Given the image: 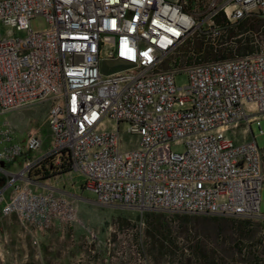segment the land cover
<instances>
[{"label": "built area", "instance_id": "built-area-1", "mask_svg": "<svg viewBox=\"0 0 264 264\" xmlns=\"http://www.w3.org/2000/svg\"><path fill=\"white\" fill-rule=\"evenodd\" d=\"M200 1L197 10L186 0H0V23L21 32L0 37V112L47 101L49 134L31 158L38 136L29 130L11 141L7 124L0 127V161L23 155L14 171L0 170V217L32 230L76 222L72 200L41 184L29 188L26 173L44 161L77 173L98 205L264 217V151L253 137L225 136L240 121L243 134L264 117V52L173 63L191 33L215 41L241 19H264V0ZM36 17L43 28L29 26ZM104 60L124 65L101 73ZM177 73L182 85L173 82ZM119 125L131 147H119Z\"/></svg>", "mask_w": 264, "mask_h": 264}, {"label": "rangeland", "instance_id": "rangeland-1", "mask_svg": "<svg viewBox=\"0 0 264 264\" xmlns=\"http://www.w3.org/2000/svg\"><path fill=\"white\" fill-rule=\"evenodd\" d=\"M198 2L197 10L200 9ZM248 31L258 39L257 50L264 52V19L254 16ZM32 29L44 27L41 17L29 21ZM7 31V33H6ZM0 23V37L19 35ZM215 41L203 40L191 33L178 48L175 56L179 63L198 60H212L219 56L214 50ZM211 46V49L208 47ZM227 56V54H224ZM123 63L104 60L98 63L101 73H108L123 67ZM175 85H182L185 76L181 73L173 77ZM47 101H39L19 108L0 112V127L6 123L10 128L11 141H20L27 131L34 132L39 140L40 150L49 143L45 125ZM110 124L104 128L109 129ZM120 148L133 144V137L118 126ZM244 121L226 130L225 136L239 142L254 139L257 147L264 151V117L257 116L247 125ZM171 151L182 150L181 144H170ZM23 155L11 161H0V170L9 172L19 167ZM48 161L29 168L26 176L30 179V189L49 187L72 200L75 206L76 222L54 224L45 230L21 228L10 215L0 217V264H86L89 259L85 251L95 238L88 234H142L150 245L151 252L136 256V264H247L254 256L255 264H264V217L232 218L211 217L166 211H141L117 206H102L93 202L91 191L84 188L81 177L75 172L59 174L58 170L46 169ZM45 172V173H44ZM46 174V175H45ZM4 176L0 172V186ZM43 187V188H44ZM10 187L2 192L5 198ZM42 190V189H41ZM2 202H0L1 205ZM259 212L264 215V184L259 191ZM28 234H33L37 245L30 244ZM35 241V242H36ZM79 253V254H78ZM60 260V262H59Z\"/></svg>", "mask_w": 264, "mask_h": 264}, {"label": "crops", "instance_id": "crops-1", "mask_svg": "<svg viewBox=\"0 0 264 264\" xmlns=\"http://www.w3.org/2000/svg\"><path fill=\"white\" fill-rule=\"evenodd\" d=\"M43 151L38 148L28 156L35 158ZM65 173L59 174L65 175ZM53 192L56 191L53 190ZM40 237L41 234L39 239L35 240L36 245ZM94 238L95 241L89 243L85 249L89 256V259L85 261L86 264H136V256L150 253L152 250L142 234H95Z\"/></svg>", "mask_w": 264, "mask_h": 264}, {"label": "trees", "instance_id": "trees-1", "mask_svg": "<svg viewBox=\"0 0 264 264\" xmlns=\"http://www.w3.org/2000/svg\"><path fill=\"white\" fill-rule=\"evenodd\" d=\"M193 1H196L197 5L198 2L200 3V0H186L187 5ZM219 20H220L219 16H215L213 18L214 22H217ZM252 25L253 22L251 21V18H244L239 20L232 26L225 27L222 33L219 35V37L215 40V43H213L214 50L216 51V53L218 52L220 53L219 56L215 59L226 58L230 56H239L245 54H253L259 52V50H257L259 44L258 39L254 37L250 32H248L251 29ZM209 49H211V46H209L208 49L206 48V50ZM224 54H227V56H224ZM175 58L176 56L174 55L173 63L178 62V60H176ZM42 169H44V171L47 172L46 169H48V166L47 168H42ZM66 171L67 170L64 167H60L58 169L59 173ZM253 257L254 256H250L247 264L256 263L254 262Z\"/></svg>", "mask_w": 264, "mask_h": 264}]
</instances>
